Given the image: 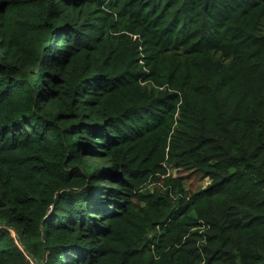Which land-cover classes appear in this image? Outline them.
Masks as SVG:
<instances>
[{"label":"trees","instance_id":"16d2710c","mask_svg":"<svg viewBox=\"0 0 264 264\" xmlns=\"http://www.w3.org/2000/svg\"><path fill=\"white\" fill-rule=\"evenodd\" d=\"M35 262L264 264V0H0V264Z\"/></svg>","mask_w":264,"mask_h":264},{"label":"rangeland","instance_id":"374dc122","mask_svg":"<svg viewBox=\"0 0 264 264\" xmlns=\"http://www.w3.org/2000/svg\"><path fill=\"white\" fill-rule=\"evenodd\" d=\"M171 172L174 173V172H176V170L173 169ZM209 182H210V181L206 179L205 181H203V182H201V183H202L203 185H207ZM198 183L200 184V181H199ZM32 264H38V263L35 262V263H32Z\"/></svg>","mask_w":264,"mask_h":264},{"label":"water","instance_id":"95a60500","mask_svg":"<svg viewBox=\"0 0 264 264\" xmlns=\"http://www.w3.org/2000/svg\"><path fill=\"white\" fill-rule=\"evenodd\" d=\"M60 192H58V194H59Z\"/></svg>","mask_w":264,"mask_h":264}]
</instances>
